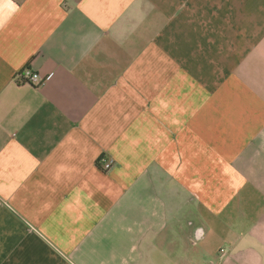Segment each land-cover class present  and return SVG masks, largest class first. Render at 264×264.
Instances as JSON below:
<instances>
[{"label": "crops", "instance_id": "crops-1", "mask_svg": "<svg viewBox=\"0 0 264 264\" xmlns=\"http://www.w3.org/2000/svg\"><path fill=\"white\" fill-rule=\"evenodd\" d=\"M0 264H264V0H0Z\"/></svg>", "mask_w": 264, "mask_h": 264}, {"label": "built area", "instance_id": "built-area-1", "mask_svg": "<svg viewBox=\"0 0 264 264\" xmlns=\"http://www.w3.org/2000/svg\"><path fill=\"white\" fill-rule=\"evenodd\" d=\"M17 81L20 84H30L35 87H40L44 84L45 79L38 73H33L30 70H25L21 74H19V76L17 77ZM100 163L102 165V170L107 173L110 172L115 165L114 161L106 159L104 156L100 159ZM219 253L221 258H223L227 254V251L223 248Z\"/></svg>", "mask_w": 264, "mask_h": 264}]
</instances>
